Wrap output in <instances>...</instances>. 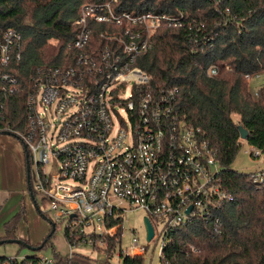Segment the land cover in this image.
<instances>
[{
  "label": "built area",
  "instance_id": "2783aa9c",
  "mask_svg": "<svg viewBox=\"0 0 264 264\" xmlns=\"http://www.w3.org/2000/svg\"><path fill=\"white\" fill-rule=\"evenodd\" d=\"M117 4L118 0H109L82 7L74 22L80 31L69 45L81 52L74 65L39 71L27 98V129L21 133L6 124L1 98L18 92V81L9 69L21 58L23 37L14 28L3 32L0 136L22 141L34 191L69 230L66 260L72 262L76 251L89 247L102 250L106 259L116 255L152 263L155 250L150 243L158 237L159 263L169 264L170 232L196 219L218 223L223 205L233 197L223 186L221 162L204 132L177 111L176 91L152 89L150 75L136 65L160 28L189 24L182 15L117 12ZM97 30L104 46L93 43ZM217 74V67L209 68V76ZM263 76L246 78L251 85ZM248 153L255 158L262 154L254 147ZM252 179L263 185L264 171L252 173ZM134 212L150 220L155 230L150 242L145 223L144 242L136 229L126 228ZM108 239L115 243L111 258L106 254ZM41 264L58 262L42 257Z\"/></svg>",
  "mask_w": 264,
  "mask_h": 264
},
{
  "label": "trees",
  "instance_id": "16d2710c",
  "mask_svg": "<svg viewBox=\"0 0 264 264\" xmlns=\"http://www.w3.org/2000/svg\"><path fill=\"white\" fill-rule=\"evenodd\" d=\"M106 1L0 0V37L8 28L23 37L21 58L9 69L18 81V92L0 97L6 103V124L12 131L27 129V98L39 71L74 65L81 51L69 45L80 31L74 22L81 17L82 7ZM118 1L117 12L182 15L189 24L180 29L160 28L152 38L151 49L137 59L136 65L150 75L152 89L176 91L177 111L204 132L221 162L223 186L233 197L223 205L218 223L196 219L170 232L166 247L169 264H264V184H255L251 173L232 169L243 142L264 152V85L255 93L246 78L264 74V0ZM102 27L99 25V30ZM98 36L97 30L93 43L104 46L105 40ZM211 67L218 68L217 75H208ZM240 126L249 132L247 141L241 140ZM25 217L23 205L5 224L0 241H24L18 236V225ZM68 232L66 228V240ZM24 242L34 247L28 240ZM108 243L111 258L115 243L113 239ZM52 252L58 264H68L65 256L55 249ZM122 260L123 264H144L142 258ZM41 262L38 255L21 260L0 257V264Z\"/></svg>",
  "mask_w": 264,
  "mask_h": 264
},
{
  "label": "rangeland",
  "instance_id": "374dc122",
  "mask_svg": "<svg viewBox=\"0 0 264 264\" xmlns=\"http://www.w3.org/2000/svg\"><path fill=\"white\" fill-rule=\"evenodd\" d=\"M119 3V1H118ZM264 85V76L251 82V91L259 90ZM235 121L238 117L234 116ZM53 122V119H50ZM247 142H243V146L238 153L232 169L241 173H253L264 171V152L258 158L252 157L248 152L251 149ZM22 163V168L19 164ZM34 167L32 166V172ZM22 174V179L20 176ZM27 179V161L26 150L22 141L16 137L3 134L0 137V220L3 227V235H5V224L13 218L23 205L26 206V217L23 218L18 225V236L24 241L28 240L34 247H40L49 237L52 227L49 221L56 223L57 229L53 238L42 251H32L17 243H4L0 245V257L17 258L19 260L38 255L40 257H53L54 249L66 256L70 247L65 239L66 224L64 221L57 222L54 211L49 203L43 202L39 195L36 198L39 210L35 207L34 201L29 193V185ZM44 215V217L42 216ZM46 218V219H45ZM127 229H136L142 242L145 241L146 231L144 230V214L142 212H134L129 214ZM161 239L150 243L151 249L154 251L152 263L145 261L144 264H160L159 251ZM75 257L71 264H123V260L118 256L106 259L102 254V250L98 252L92 251L89 247H85L76 251ZM110 256L109 253H106Z\"/></svg>",
  "mask_w": 264,
  "mask_h": 264
},
{
  "label": "water",
  "instance_id": "95a60500",
  "mask_svg": "<svg viewBox=\"0 0 264 264\" xmlns=\"http://www.w3.org/2000/svg\"><path fill=\"white\" fill-rule=\"evenodd\" d=\"M238 129H239V132H240V135H241V140L247 141L248 138H249V132L245 128H243L242 126H240ZM26 158H27V177H28V183H29V193H30L31 198L34 201L35 207L40 212L39 206L37 204L36 199L34 198V195H33V192H32V188L30 186L31 163L28 160L29 159L28 154H26ZM55 166H56V164H55ZM55 174H57V171H55ZM191 211H192V209L190 208L188 210V213H190ZM42 216L44 217V215H42ZM144 223H145V227H146V231H147V241L150 242L155 236V230H154L150 220L147 217L144 219ZM49 225L52 226V232L49 235V238H51L52 234H54V232L56 230V227L51 221H49ZM4 243H17V244H20L23 247L31 249L32 251H39V250H41L44 247V244H42L40 247H32V246H30L29 244H27L26 242H24L21 239H10V240H1L0 241V245L4 244Z\"/></svg>",
  "mask_w": 264,
  "mask_h": 264
},
{
  "label": "crops",
  "instance_id": "0c3cea01",
  "mask_svg": "<svg viewBox=\"0 0 264 264\" xmlns=\"http://www.w3.org/2000/svg\"><path fill=\"white\" fill-rule=\"evenodd\" d=\"M19 166H20V168H22V163H20L19 164ZM20 176H21V179H22V174L20 173ZM26 181H27V183H28V177H27V179H26ZM28 185H29V183H28ZM3 227H2V222H1V220H0V238H2L4 235L2 234L3 233Z\"/></svg>",
  "mask_w": 264,
  "mask_h": 264
}]
</instances>
